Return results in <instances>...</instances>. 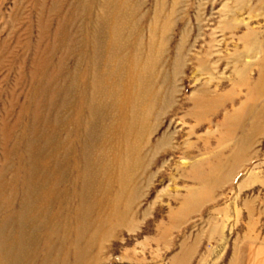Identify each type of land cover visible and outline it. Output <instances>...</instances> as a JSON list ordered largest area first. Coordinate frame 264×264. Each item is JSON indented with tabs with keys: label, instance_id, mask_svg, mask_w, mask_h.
Masks as SVG:
<instances>
[{
	"label": "rangeland",
	"instance_id": "1",
	"mask_svg": "<svg viewBox=\"0 0 264 264\" xmlns=\"http://www.w3.org/2000/svg\"><path fill=\"white\" fill-rule=\"evenodd\" d=\"M41 1L0 0V168L7 166L4 154L11 149L14 137L22 132V126L28 122L29 117L23 114L20 116L18 112L20 108L23 111L27 107L28 99L33 94L32 87L35 88L36 81L34 85H30L33 64L45 61L48 56L42 49L52 42L56 18L52 19L49 28L45 30L46 35L48 34L46 39L49 40H40L39 33L44 28L54 0H43V6ZM57 1L55 6L57 9L61 8L57 14L60 18L67 21L76 18L73 25L67 23L69 25L65 29L72 34L77 30L79 43L88 47L77 74V77L84 75L87 80L91 76L90 50L95 29L100 34L104 32V36H100L105 39L99 42V48L112 44L113 39L108 33L114 27V30L117 29L115 36H120H117L118 39L114 36L119 43L116 44L122 46L126 36L128 37L127 33L122 32L124 10L128 7L132 10L129 23H135L128 40V47L131 49L139 39L142 44H146L148 26L152 24V16L157 8L160 7L159 10L163 11V17L168 11L170 14L167 45L156 70L169 76L173 96L169 108L161 114L148 139L149 148L161 140L164 134H171V139L151 156L149 166L137 185V195L127 201L123 195H117L121 191L119 186L113 184L114 186L109 187L107 199L115 204L117 218L111 220L112 223L107 228L104 227V231L100 230L102 234L99 231L94 236L92 230L81 233L79 248H86L87 251L81 255L83 257H80L79 263L210 264L209 261H212L214 264H225L233 252L242 254L252 248L260 253V247L264 248L263 100L255 101L252 106L251 111L259 118L254 122V136L249 141L251 147L249 146L248 154L235 163L237 165L233 170H226V176L223 177L222 173L223 168L232 166L229 161L230 150L248 134L251 119L241 120V128L228 133L222 145L218 146L216 141L211 140L209 148L212 152L204 150L202 140L209 132L218 138L224 132L221 129L224 117L239 115L243 119L240 113L247 103H251L248 102V89L261 73L264 54L261 50L250 52L247 48L244 49L239 38L252 33V37H248L250 42L254 41L259 45L264 43V5H255L257 0H111L109 11L106 12L110 18L105 21L108 25L105 23L96 27L93 16L101 15L99 7L102 0ZM77 3H84L79 12L74 8ZM88 10L92 12L89 23L85 21ZM236 51L243 52L239 60L235 57ZM61 53L60 47L53 55L46 73L55 74V64L63 55ZM127 54L128 61L133 59L131 50ZM123 55L124 53H119L117 56ZM75 59L76 56L67 61V71H72ZM143 59L144 57L140 61ZM238 69H244L241 70L243 74L240 78L236 75ZM42 77V73L38 71L35 80ZM238 79L245 82L237 85ZM53 84L54 81H51L49 88L39 93L38 101H46ZM200 89L211 91L206 94L213 97V100L223 95L228 97L224 104L215 109V113L202 120L201 117L197 119L189 115L194 108V97L202 96L199 94ZM86 104L87 102L84 105ZM15 120L20 123L17 130ZM221 152L219 160L212 159V163L215 161L221 166L218 164L219 166L209 170L207 161L212 155ZM111 174L115 175L116 171H111ZM9 175L6 174L5 178ZM79 183L80 181L76 183L77 190ZM125 205H128L129 211L123 217ZM109 210L110 214L114 211L111 208ZM13 219L17 221V216ZM16 224L15 222L11 237L13 244L19 239ZM71 231L63 248L64 256L61 253L62 256L60 255L59 260L56 258L54 264H63L65 261L66 264L73 263V244L76 238L73 229ZM43 234V231L39 233L41 236ZM92 236L96 237L95 243L88 249L84 246ZM104 236H107L106 239ZM42 245L40 243L39 253L33 261H22L21 264H42L46 251V247H41ZM15 255L16 248L1 253V257H9L6 264H13ZM55 255L52 252L47 262L55 259Z\"/></svg>",
	"mask_w": 264,
	"mask_h": 264
},
{
	"label": "bare ground",
	"instance_id": "2",
	"mask_svg": "<svg viewBox=\"0 0 264 264\" xmlns=\"http://www.w3.org/2000/svg\"><path fill=\"white\" fill-rule=\"evenodd\" d=\"M110 1H101L99 7L101 15L93 16L96 27H101L105 25V21H109L110 18L106 12L109 11ZM263 1L257 0L254 4L263 6ZM56 2L58 1L52 2L44 28L42 27L44 31L42 29L39 33L40 40L48 38L45 30L49 28L48 25L52 19L56 18L51 36L52 42L49 44L45 41L47 45L44 50L42 49L48 57L45 61L40 60L39 63L33 64L30 85H34L36 81L35 88L32 87L33 94L29 97L28 103L26 102L27 107L23 111L20 108V113L18 112L19 115L28 116V122L25 125L21 124L22 132L14 137L11 149L4 154L8 164L0 168V217L4 215L0 219V264H6L9 260V257H1V253L12 248H16L13 264L33 261L39 253L40 243L43 244L41 247H46L42 264H54L56 258L59 260L61 253L63 255L65 242H68L72 233L71 229L76 238L73 244L72 264H80L81 255L87 251L86 248L82 250L79 248L81 233L92 230L96 236L95 233H99L102 229L104 231V227L107 228L106 226L112 223L111 220L117 218L115 204L107 199L109 187L113 184L119 186L121 191L117 195H123L127 201L137 195V185L146 167L149 166L151 156L171 139V134H164L161 140L149 148L148 139L154 132L161 114L169 108L173 96L169 76L167 73L156 70L167 45L170 29L169 11L163 17V11L159 10L160 7L157 8L152 16V24L148 26L149 28L147 27L146 44H142L139 39L131 49L128 47V40L131 37L132 28H135V23H129L132 10L128 7L124 10L122 27V32L127 33L128 37L126 36L122 46H119L115 39L118 35L115 36L117 29L114 30L113 26L114 28L108 33L113 39L112 44L103 49L101 46L99 48V42L105 39H101L100 36H104V32L100 34V31L95 29L96 31L94 30L92 34V48L91 50L89 48L92 57L91 76L89 75L90 78L87 80L84 75L77 77V74L88 47L79 43L77 30L72 34L65 29L66 25H69L67 23L73 25L76 18L71 17L72 20L68 21L60 18L57 14L61 8H56ZM41 3L43 6L45 1L42 0ZM83 5L77 3L74 7L75 11L82 10ZM39 17L41 19L42 15ZM90 19L92 20V12L88 10L85 21L89 23ZM248 37H252V33L239 38L244 44V49L247 48L250 52L261 50L264 54V43L259 45L254 41L250 42ZM60 47L63 55L55 64V74L53 72L48 74L47 67L50 66L53 55L57 50L59 51ZM129 50L133 52V59L131 57L130 61L127 60ZM119 53H124V57H118ZM242 54L243 52L236 51L235 57L239 60ZM74 56L76 61L72 71L69 72L67 61ZM142 57L144 59L140 61ZM260 67L261 73L258 74L256 82H253V86H249L248 89V102L251 103H247L240 113L243 119L236 113H233L236 116H225L221 125L224 132L218 138L209 132L202 140L204 150L212 152L209 148L211 140L216 141L218 146L222 145L228 133L238 130L241 120L251 119L248 134L238 145L233 144L235 146L231 149L232 151L230 150L229 161L232 166L228 169L223 168V177L226 176V170H233L237 165L235 163L243 155L248 154L251 147L249 141L254 136L252 131H254L255 119L258 117L251 111L255 101L263 100L260 102L263 105L261 111L264 112V59ZM241 70L244 71V69L236 71L239 78L243 74ZM38 71L43 77L35 80ZM62 74L64 75L61 76ZM51 81H54L52 90L46 101L41 103V100L38 101L39 93L45 92ZM241 82L245 81L240 79L236 81L237 85ZM77 87L82 90H77ZM201 91L199 94L202 96L194 97V108L189 113L194 118L201 117L200 120L210 117L215 109L224 104L226 98L228 99L226 95H223L213 100V97L207 95L211 91L203 90L205 94ZM85 102H87L86 105H84ZM17 120L14 121L15 129L20 127L18 123L20 120ZM222 152L212 155V158L207 161L209 170L220 165L215 161L219 160ZM212 159L215 160H213L214 163ZM111 171H116V174H111ZM8 173L9 177L5 178ZM77 181H80L79 190L76 188ZM127 187H129L128 191H126ZM109 208L114 209L111 214ZM128 211V205H125L123 217ZM15 216L17 221L13 219ZM14 221L19 230V239L16 244L11 241ZM41 231L44 233L43 236L39 235ZM94 236L84 247L87 246L89 249L95 243ZM52 252L56 254L55 259L48 263ZM63 264H66V261Z\"/></svg>",
	"mask_w": 264,
	"mask_h": 264
},
{
	"label": "crops",
	"instance_id": "3",
	"mask_svg": "<svg viewBox=\"0 0 264 264\" xmlns=\"http://www.w3.org/2000/svg\"><path fill=\"white\" fill-rule=\"evenodd\" d=\"M245 120L249 121L250 119L247 118ZM209 250H211V248ZM260 251V253H256L254 249L248 248L247 251H244L242 254L233 252L225 264H264V248L260 247ZM256 254H259V256ZM209 262L210 264H214L212 261Z\"/></svg>",
	"mask_w": 264,
	"mask_h": 264
}]
</instances>
